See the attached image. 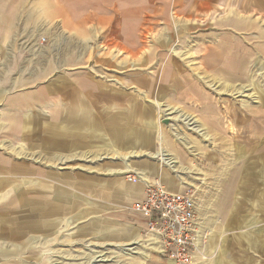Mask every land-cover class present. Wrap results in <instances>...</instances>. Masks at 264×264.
Returning <instances> with one entry per match:
<instances>
[{"label":"rangeland","instance_id":"374dc122","mask_svg":"<svg viewBox=\"0 0 264 264\" xmlns=\"http://www.w3.org/2000/svg\"><path fill=\"white\" fill-rule=\"evenodd\" d=\"M29 1L28 4L33 6L38 18L36 37L40 40L39 44L44 46L50 42L52 46V73L93 74L96 77L107 78L109 83L115 87L120 86L119 81L122 74L131 75L133 98L148 99L153 104L155 103V106L156 101L163 105L160 108L157 107L158 114L156 113V120L153 122L155 125L165 127V131L162 130L160 133H166L165 136L163 134L165 145L169 141L172 146L164 148L179 161L180 168L173 171L165 163L141 156L143 154L139 152V141L133 138L137 146L103 147V144L96 142L98 146L90 147V150L86 151L90 154L109 152L112 158L97 163L80 160L68 161L64 164L48 162L50 170L47 173L48 178L33 179L24 176V178L13 179L16 185H13L14 188L19 187V190L26 192V196H29L28 189H31L33 193H29L38 199L36 200L37 209L42 208L43 210L37 211L36 217L29 215L27 207H21L12 212H6V210L0 212L1 231L3 228L17 229L14 223L19 222V230L25 232L18 240L10 237L4 238L0 235V244L4 246L0 251L8 255L7 249L11 250L10 258H0V264H174L152 250L146 241L143 220L132 211V205L136 199H133L131 195L136 194L139 187H143L142 183H139L143 180L138 173L141 169L149 172L151 180L163 182L170 190L182 193L196 192L200 205V218L208 234L204 254L206 259L201 258L197 264H264V261L261 259L258 261L257 257L253 263L250 230L247 233L242 232L246 226L236 227L235 224L236 198L239 194L243 197L242 192L238 194L228 192L226 196L219 182L221 175L217 173V170L221 168L233 169L241 166L242 163L238 162H241L240 158L243 156H247L246 161H254L253 159L258 158H253L257 156V152L252 144L251 133L246 132L244 138L240 137L242 135L240 132L250 127V119L230 120L229 115L223 113L218 115L224 125L223 128L219 127L216 121L205 123L199 110L197 112L196 106H190L192 101L179 100L174 94L176 93L174 90L183 85L188 88L193 86L190 89L204 91L202 86L198 87L191 81L199 76L215 74L207 70L204 62H210L213 55L219 54L222 46L226 45L229 48L241 45L250 49L256 47L253 55L259 58V64L261 61V70L257 71L259 74L256 76L259 78L257 80L258 90L252 91L253 93L259 92V95L254 94L256 99L234 98V95L230 96L228 93L220 95L218 91L213 93L212 97L215 100L220 98L221 101L234 98L238 104L237 107L241 108H243L241 103L253 109L263 107L264 103L259 105L258 102L264 97V80L261 78L264 75V33H262L264 32V20L261 21V33L258 35H235L228 28L221 27L218 13L209 18H185L177 13L174 14L168 3L149 4L148 9L144 6L148 4L133 3L130 9L131 21L139 24H136L137 33L132 35L131 41L133 48L137 49L127 51L122 44L124 36H121L119 31V27L122 26L118 16L123 11L122 3H103L101 0ZM102 7H107L106 10L109 7L111 12L115 11V20L109 23L106 19H101L106 20L102 23L98 22L97 18L88 19L86 27L89 31L84 35L83 49L79 51L78 40L74 41L76 33L74 25L71 28L63 25V20L55 17L57 15L55 11L60 8H74L77 11L83 8L84 12L93 11V9L97 11V8ZM50 11L52 13L51 23L46 18L45 27L43 16ZM155 15L160 18H154ZM176 30L181 31V38L172 36L173 31ZM75 49L79 54H83V61L76 62ZM174 50L184 55L179 56ZM174 53L179 59V64L176 65L183 63L184 58V70H177L176 66H173ZM171 70L176 71L180 76L191 74L193 78H189L190 85L183 84L181 80L176 79L163 83V88L160 82L163 77L170 76ZM254 70L256 71L255 67ZM136 76H147L149 80H157L154 85L157 87L154 96H145L143 94L145 91L136 88L137 85L134 83ZM219 84L217 82L216 85L219 86ZM160 86L162 91L168 90V93L157 94ZM135 90L141 91L142 94L136 95ZM196 104L202 106L200 103ZM165 106L191 115L198 121L191 126L179 120L177 122L171 120L165 124L163 119L169 117L164 111ZM222 106L225 107V104ZM176 115L178 114L171 116L175 119ZM173 123L179 127L183 140H177L172 134L171 124ZM257 129L254 135L264 136L260 121H258ZM204 133L206 136L203 137ZM239 148L242 151H238ZM261 151V155H264L262 147ZM125 157H128L129 164L124 162ZM22 159L25 160L23 157ZM211 159L214 160L210 161ZM26 163L28 164L27 161ZM33 165L44 166L43 163ZM127 168L128 170H125ZM182 168H191L195 173H199L186 174L181 170ZM108 169L120 171L108 172ZM263 176L259 175V177ZM134 178L138 181H134ZM182 180L187 183L185 186H193V190L179 191L182 188L180 184ZM11 187L1 191V194H4L1 197L6 196L7 198L0 203V206L17 197ZM59 193L62 200L59 199ZM62 193H67L66 200ZM225 197L228 198L226 206L223 203ZM45 203L51 208L49 209V206L40 207ZM226 210L228 212H225ZM7 213L11 215L8 216ZM34 222L37 225L43 224L42 231L28 233V224ZM134 237L140 238L143 243L127 245ZM29 241L34 242L32 243V246H35L32 247L33 253H28L27 243Z\"/></svg>","mask_w":264,"mask_h":264},{"label":"crops","instance_id":"0c3cea01","mask_svg":"<svg viewBox=\"0 0 264 264\" xmlns=\"http://www.w3.org/2000/svg\"><path fill=\"white\" fill-rule=\"evenodd\" d=\"M28 2L30 1L0 0V203L7 198L6 196L1 197L4 195L1 194L3 189L12 186V191L17 194V197L0 206V212L5 210L12 212L21 207H27L29 215L36 217L35 213L43 210L36 207L38 199L35 198L36 196H32L31 189H28L29 196H26V192L19 190V187L15 189L13 186L15 180L13 179L24 178V176L33 179L46 178L50 171L48 162L64 164L68 161L80 160L97 163L112 158L111 153L105 151L102 154L86 152L90 150V147L98 146L96 142L103 144V147L117 145L130 148L137 146L136 142H133V138H136L139 141V152L143 154L141 156L165 163L173 171L178 170L180 168L179 161L164 148L172 146L169 141L165 145L164 133H160L162 130L165 131V127L155 125L153 122L156 120V113L158 114L157 107L160 108L163 105L156 101L155 106V103L153 104L148 99L133 98V78L125 73L120 76V86L116 87L111 85L107 78L96 77L93 74H53L51 43L44 46L39 44L40 40L36 37L37 14ZM101 2L123 4L122 14L118 16L122 26L119 27V31L121 36H124L122 44L127 51H132L135 48H133L131 40L132 35L137 33L136 24H139L131 21L130 9L133 3L148 4V6L144 5L147 9L149 4L168 3L174 14L177 13L185 18H209L218 13L221 27L228 28L235 35H258L261 33V21L264 20V0H101ZM106 8H97V11L95 9L93 11L86 10L85 12L83 8L79 11L74 8H60L55 11L57 14L55 17L61 18L62 24L67 27L71 28L74 25L76 31L74 41L78 40L77 45L80 51L83 49L84 35L89 31V28L86 27L88 19L97 18L96 20L102 23L106 20L112 23L115 20V11L111 12L109 7L107 10ZM46 13L48 16L47 14L43 16L45 27L47 25L46 18L51 23L52 17L51 11ZM154 18L160 17L155 15ZM181 35L180 30L173 31L172 34L177 38H181ZM255 48L250 49L241 45L228 48L224 45L219 54L213 55L210 62H204L207 70L215 73L213 76L206 74V76L194 79L191 74L180 76L176 71L171 70L170 76L163 77L160 82L163 88V83H169L176 79L181 80L183 84L190 85L189 78L192 77L193 81L191 82H194V85L202 86L204 91L190 89L193 86H189L190 88L186 85L179 86L174 90L176 92L174 94L178 96L179 100L192 101V104L189 103L190 106H196L197 112L199 110L205 123L216 121V124L223 128L224 125L218 118V115L223 113L228 114L230 120L250 119V127L245 129L247 131L240 132L242 134L240 137L244 138L246 132L251 133L252 144L257 152V156L255 155L253 158H258L253 159L254 161H246L247 156H243L240 158L241 162H238L242 163L241 166L233 169L221 168L217 170V173L221 175L219 182L226 196L230 192H236V194L242 192L243 194V197L239 194L236 198L235 224L236 227L246 226L244 227L246 230L243 229L242 232L246 231L247 233L249 230L251 232L253 263L256 261L255 257L258 258V261L260 259L264 261V176L259 177V175H264V155H261V147L262 150L264 149V136L256 137L254 135L258 121L264 129V106L253 109L241 103L243 109L237 107L238 104L234 98L246 97L248 100H252L255 95H259V92H252L258 90L257 80L259 78L256 76L259 74L257 71L261 70V61L259 64V58L253 55ZM75 51L76 62L83 61V54H79L76 49ZM174 52L179 56L184 55L181 52L178 53L177 50ZM175 53L172 58L173 66L175 65L177 70H184V58L182 59L183 63L176 65L179 64V59L176 58ZM261 78L264 80V75ZM196 79L197 81H195ZM135 80L134 83L137 85L135 87L145 91L143 93L145 96L155 95L157 87L154 85L157 80H149L147 76H136ZM217 82L220 83L219 86L216 85ZM159 89L157 94L165 95V92L168 91H162L161 86ZM138 90H135L136 95L142 94ZM217 91L220 92V95L227 93L230 96L234 95V100L221 101L220 98L215 100L212 94ZM261 100L258 102L259 105L264 103V97ZM196 103H200L202 106H198ZM222 104H225V107ZM195 108L192 109L196 111ZM164 111L169 116L166 119L170 121L177 122L179 120L190 126L198 121L195 117L180 113L175 108L165 106ZM173 114H178L175 119L171 116ZM171 127L175 138L179 141L183 140L179 127L174 123L171 124ZM257 131L259 130L257 129ZM204 136H206L205 133ZM238 151H242V149L239 148ZM124 160L126 164H129L128 157H125ZM17 162L27 165H20ZM171 162H175V164ZM35 163H43L44 166L37 167L33 165ZM181 170L186 174L199 173H195L191 168H182ZM107 171L120 170L108 169ZM138 173L143 178L142 181H139L143 185V190L139 187L136 194L131 195L133 199H136L135 201L144 198L146 194L145 181H156L151 180L149 172L145 169L139 170ZM180 184H182V188L179 191L193 190V186H185L187 183L184 180ZM8 193L5 194L8 195ZM175 193L182 194V192ZM62 194L65 195L66 200L67 193ZM59 196V199L62 200L60 193ZM227 202L228 198L225 197L223 200L225 206ZM46 206L49 204L40 205V207ZM7 215L11 214L7 213ZM14 226L17 229L3 228L2 231L0 230V235L15 240L23 237L25 232L19 230V222L14 223ZM42 228L43 224L37 225L35 222L28 224V233L40 232ZM139 240L140 238L134 237L132 242L127 245L137 244ZM3 241L5 242V240ZM32 243L34 242L27 243L28 253H33ZM17 247L19 246L17 245ZM3 248L4 246L0 244V249ZM6 252L8 255L1 250L0 255L3 257L0 256V258H10L11 250L7 249Z\"/></svg>","mask_w":264,"mask_h":264},{"label":"built area","instance_id":"2783aa9c","mask_svg":"<svg viewBox=\"0 0 264 264\" xmlns=\"http://www.w3.org/2000/svg\"><path fill=\"white\" fill-rule=\"evenodd\" d=\"M145 187L144 198L133 203L132 211L143 220L152 250L174 264L203 260L208 234L196 192L175 193L161 182L145 181Z\"/></svg>","mask_w":264,"mask_h":264},{"label":"bare ground","instance_id":"6f19581e","mask_svg":"<svg viewBox=\"0 0 264 264\" xmlns=\"http://www.w3.org/2000/svg\"><path fill=\"white\" fill-rule=\"evenodd\" d=\"M167 120H169V119H167ZM169 121H170V120H169ZM169 160H171V159L169 158ZM171 163H174V164H175V162H171ZM174 164H173V165H174ZM174 166H175V165H174ZM142 241H143V240L140 239L139 242H138V244L143 243ZM143 255H144V253H143ZM147 255H148V254H147ZM204 259H206V258L203 257V260H204Z\"/></svg>","mask_w":264,"mask_h":264},{"label":"water","instance_id":"95a60500","mask_svg":"<svg viewBox=\"0 0 264 264\" xmlns=\"http://www.w3.org/2000/svg\"><path fill=\"white\" fill-rule=\"evenodd\" d=\"M164 123H165V124H168V123H169V120L165 119V120H164Z\"/></svg>","mask_w":264,"mask_h":264}]
</instances>
